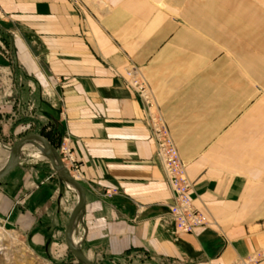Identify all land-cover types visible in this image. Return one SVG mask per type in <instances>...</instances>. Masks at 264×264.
I'll use <instances>...</instances> for the list:
<instances>
[{"label": "crops", "instance_id": "1", "mask_svg": "<svg viewBox=\"0 0 264 264\" xmlns=\"http://www.w3.org/2000/svg\"><path fill=\"white\" fill-rule=\"evenodd\" d=\"M261 6L0 0V39L17 60L0 57V139L16 138L33 113L44 123L51 104L56 147L69 136L86 190L76 233L97 264H241L264 251ZM130 61L144 70L210 226L179 233L169 220L170 183L141 100L120 75ZM16 71L25 78L8 77ZM24 149L0 178V216L42 253L60 244L54 232L65 234L78 194L61 206L67 182L51 166L26 165Z\"/></svg>", "mask_w": 264, "mask_h": 264}, {"label": "built area", "instance_id": "2", "mask_svg": "<svg viewBox=\"0 0 264 264\" xmlns=\"http://www.w3.org/2000/svg\"><path fill=\"white\" fill-rule=\"evenodd\" d=\"M72 1L76 4L80 3V0ZM120 75L124 84L131 88L141 100L144 120L148 126L150 136L156 144V155L164 167L173 192V201L169 205V220L174 224L176 232L191 233L200 227L210 226L213 223L212 220L207 214L195 207L190 197L193 181L187 173L186 164L181 159L176 141L143 68L130 61L125 66L124 73ZM57 149L70 173L79 179L80 165L75 157L69 136L63 138ZM114 192L108 191L107 195L112 196ZM261 258H264V251H259L248 258L242 259L241 264H258ZM201 264L213 263L203 262Z\"/></svg>", "mask_w": 264, "mask_h": 264}, {"label": "rangeland", "instance_id": "3", "mask_svg": "<svg viewBox=\"0 0 264 264\" xmlns=\"http://www.w3.org/2000/svg\"><path fill=\"white\" fill-rule=\"evenodd\" d=\"M251 1L260 6L264 5V0H261V2H259L258 0H251ZM14 53H15V48L10 43V41H5L3 39L2 40L0 39V57L2 58L4 56L9 57L12 55L10 60L8 61L12 62V60H14V62L16 61L15 63H17V60L14 59L16 57ZM5 57L4 59L6 60ZM0 62H3V60H1ZM14 62L13 64H15ZM8 77L19 80H23V78H25L23 76V73L20 71L10 73ZM24 104L25 103H23V105ZM28 106L31 107V109H29L30 111L34 110L33 109L34 102L29 103ZM48 107H51V104L46 103L44 109V115L41 117L43 118L44 123L38 124V122L35 120V115L33 113L32 122L29 125H25L21 129V132L16 136V138H13L7 144H5L2 141V139H0L4 143V145L7 146L6 149H8L6 150L2 145L3 151L0 149V155H2L0 156V163H2L3 160L5 162L6 152L10 151L9 149L14 146V144L17 142V139L19 140L26 134L31 132H37V133H46L51 136L53 135L52 129L50 128L53 123L52 114H51L52 112L51 109L49 110ZM32 144L33 145L28 146L24 149L25 158L27 159L26 165L28 166L31 164L39 165L45 167V170L48 169L50 171L51 170L50 166L52 167L51 162L49 161L47 156H45V158H39L38 156H36L37 152L40 150L39 149L40 146H38V144L34 141ZM64 190H65L64 194L62 198H60L61 199L60 201H61V206L66 207L67 204L73 203L74 195L76 193L74 190L70 188L69 185L67 186V188L65 187ZM74 237L80 239L81 241L80 250L84 252L83 240L81 239L82 237L80 233L78 232L76 233V228L74 229ZM54 239L60 240V244H56L53 250L50 247H48L42 253L35 252L33 248L30 247L29 241L27 240L25 235L22 234V232H20L14 226L5 222L3 220V217L0 216V264H84L68 248L65 241V234L63 235V232H59V231L54 232Z\"/></svg>", "mask_w": 264, "mask_h": 264}, {"label": "water", "instance_id": "4", "mask_svg": "<svg viewBox=\"0 0 264 264\" xmlns=\"http://www.w3.org/2000/svg\"><path fill=\"white\" fill-rule=\"evenodd\" d=\"M33 141L36 143L37 141L43 143V145L45 146L46 156L51 162L53 169L65 181L71 182L78 191V201L69 215V220L65 229V240L68 248L84 264H97L90 258L89 255L75 246L72 238L74 235L75 225L86 203L85 186L80 182V180H78L73 174L70 173L68 168L65 166L57 147L53 145L47 137H45L41 133L31 132L17 140L10 151L7 162L0 169V178L7 175L14 167H16L20 163L24 147L30 142L33 143Z\"/></svg>", "mask_w": 264, "mask_h": 264}, {"label": "bare ground", "instance_id": "5", "mask_svg": "<svg viewBox=\"0 0 264 264\" xmlns=\"http://www.w3.org/2000/svg\"><path fill=\"white\" fill-rule=\"evenodd\" d=\"M37 144H38V146H40V150L37 152V155L36 156H38L39 158H45V148H44V146H43V143H41L40 141H37ZM31 145H33L31 142L30 143H28L24 148H26V147H28V146H31ZM0 149L2 150V144H1V142H0ZM3 151V150H2ZM9 154H10V151H8V152H6V156H5V162H4V164L7 162V160H8V158H9ZM4 156V155H3ZM3 164V165H4ZM68 185L70 186V188L72 189V190H74L75 192H77V194H78V191H77V188L71 183V182H68ZM73 243L75 244V246L77 247V248H80V243H81V241H80V239L79 238H76V237H74V235H73Z\"/></svg>", "mask_w": 264, "mask_h": 264}, {"label": "trees", "instance_id": "6", "mask_svg": "<svg viewBox=\"0 0 264 264\" xmlns=\"http://www.w3.org/2000/svg\"><path fill=\"white\" fill-rule=\"evenodd\" d=\"M41 134H43L45 137H47L52 142V144L56 146L55 139L52 137L53 135L51 136V135L46 134V133H41Z\"/></svg>", "mask_w": 264, "mask_h": 264}]
</instances>
